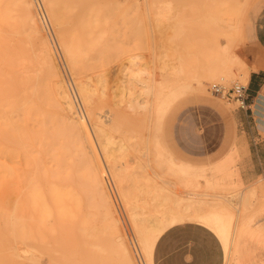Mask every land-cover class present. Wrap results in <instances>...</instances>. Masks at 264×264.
Instances as JSON below:
<instances>
[{"label": "bare ground", "instance_id": "1", "mask_svg": "<svg viewBox=\"0 0 264 264\" xmlns=\"http://www.w3.org/2000/svg\"><path fill=\"white\" fill-rule=\"evenodd\" d=\"M44 1L47 9L43 10L48 17L51 15L59 28L61 43L63 42L69 63L73 68H77L76 64L82 57L81 54L89 48H86L89 35L93 32L96 35L95 31L102 32L103 27L105 28L104 19L116 14V0ZM235 9L237 10V7ZM239 10L238 7L237 12ZM73 15L77 18L76 27L70 25L72 22L70 17ZM235 25H232L234 26L232 31L235 32L237 29L240 32L241 27L238 28L240 25L237 28ZM44 27L36 0H0V158L5 155L11 158L22 157L18 188L9 181L3 186L5 193H16L18 190L19 195L14 202H10L8 197L0 201V205H4V209L0 208V220L4 219L12 229L5 239L10 241L18 233L23 238H34L42 245L50 235L55 243L52 248L55 252L52 256L55 264H154L155 237L163 230L166 222L174 225L182 223L188 217L216 219L227 214L233 220L225 222L222 226L215 223L219 234L224 233L230 239L225 252V264H264V259L236 261L233 255L235 245L241 238L255 239L258 243L264 241V197L258 194L260 184H250L243 189L242 183L234 182L209 186L208 191H203L207 189L200 183L196 185L194 183L192 189L195 190H190L187 196H185L187 192L184 191L183 197L182 188L180 190L182 194L176 193L177 189L173 191L171 188L174 186L171 184L173 181L170 180L171 183L168 181L167 178L170 176H166V173L170 171L174 175L181 173L179 177L175 176L183 182L181 177L184 167L189 166L188 163L173 155L164 142L157 139L154 146L152 145L156 150L154 160L163 164L166 158L165 168H169L167 172L155 170L149 164L152 160L147 157L151 148L148 135V141L143 140L145 144L147 143L144 145L146 150L144 152L141 150L142 154H138L139 158L141 155L146 156L147 162L143 158L138 160L139 158L135 156V160L138 158V161L129 162V158L126 161L124 151L128 148L131 138H128L127 145L125 139V142L119 139V142L115 141V137L112 138L113 133L110 136L104 128L108 125L103 124L104 119L101 120L105 117L103 112H100L103 117L100 115L99 120L91 121L88 118L90 107L93 106L91 103L103 93L102 86L107 84V76L111 74L107 76L105 74L104 78L102 76L104 73L101 76H99L101 73L97 74L95 79L97 77L98 79L94 82L91 81L93 78L89 79L88 85L89 81L82 78L78 72L74 74L69 69L73 88L84 109V114L81 113L75 92L73 93L70 83L65 79L66 75L64 76L67 70L63 69L66 70L64 74L61 72L60 66L63 65L59 66L57 53L54 52L55 45L52 47L53 41L50 42ZM237 31L234 36L232 35V39L238 38L237 36L241 34ZM236 40L238 39H235V42ZM102 43L99 42L100 45ZM94 44L97 45V42ZM230 54L232 53L223 52L217 56L213 61L215 65H209L207 72H204L207 77L204 79L223 80L238 75L240 79L248 80L250 68L247 63L238 54L233 53V56ZM130 65L129 62L121 65L120 71H117L118 68L113 71L120 73H117L119 76L116 75L117 78H114L117 82L114 81L112 85L117 84L120 79L118 91L121 89L120 94L129 100L127 108V102L121 104L126 99L117 98L123 101L119 104L122 107L116 109L124 107L135 112L143 109L149 116L152 95L155 93L151 73L147 71L144 74L141 67L132 71ZM234 66L239 67L238 74L237 70L236 73L233 70ZM121 74H125V82L130 80L132 85L136 84L139 87L137 94L135 90L131 91L124 87L125 82L123 83L124 79L121 81ZM199 78L197 77V80ZM202 81L199 80L197 83L203 85ZM91 82L93 86H90ZM99 87L100 95L96 98ZM185 87L188 89L189 85L186 84ZM105 91L107 99L105 95L104 98L101 95L94 104L97 101L101 102V99L106 101L108 97L116 99L110 90L114 99L107 96V90ZM116 91L113 93L116 94ZM173 94H176V89L170 91L169 97ZM167 98L159 104L160 109H168L171 106V100ZM110 100L106 102L113 104ZM94 106L96 108V105ZM93 112L96 113L95 110ZM93 112L91 114L95 115ZM157 112L159 113V110ZM110 118L109 116V120ZM148 120L150 121V116ZM148 128L150 130V127ZM133 151L135 149L131 150ZM130 154L132 153L129 152L128 155ZM155 164L161 169L162 164ZM177 182L175 181V184ZM174 187L177 188L176 185ZM239 188L243 190L238 192ZM211 189L214 192H209ZM19 205L22 212L18 216L15 212ZM255 205L257 210L252 212L251 207ZM250 208L252 213L244 214L249 212ZM121 212L125 213L129 221L131 228L129 225L127 227L133 230L134 239L131 237L128 239L123 226L124 213L121 216ZM49 222H52L50 227ZM27 252L29 255L32 253L29 249ZM139 253L143 257L142 261L138 259L139 255L137 257ZM19 257L20 255L10 248L9 260L13 261V264L34 262L33 257L25 255L28 262L20 260ZM4 261V257L0 255V263Z\"/></svg>", "mask_w": 264, "mask_h": 264}, {"label": "rangeland", "instance_id": "2", "mask_svg": "<svg viewBox=\"0 0 264 264\" xmlns=\"http://www.w3.org/2000/svg\"><path fill=\"white\" fill-rule=\"evenodd\" d=\"M39 1L42 5V8L46 10L47 6L45 5L47 4H45V1ZM116 3V14L107 16V18L104 17L106 19H104L105 28L103 27V31L99 33L95 31L96 35H94V32L89 35V41L86 46V48H89L85 49L83 51L85 53L81 54L83 58L80 57V60H78L79 63L77 62L76 64V67L78 69L73 68L69 63L68 56L64 51V47L62 44L63 42L61 43L62 38H60L61 33L59 31V28L54 23L51 15L49 14L48 17V14L45 12L47 14V17L50 18L49 21L52 26L54 40L58 45L60 54L62 53L61 57L63 64L65 65L63 67L60 66L62 64H60L61 62L56 54V49L54 51L56 54V58L59 61V66L62 69L61 72L64 74L65 70L63 69H66L69 76H71L69 69H71V72H73L74 74L78 72V74L82 78H85L87 82L89 81L88 85L90 84L89 79L93 78L91 79L92 82L98 79V77L97 79H95L97 74L101 73L99 75L101 76L104 73V75H102L103 78L105 77V74L106 76L111 74L107 76V84L104 85V87L102 86V89H104V91L102 92L105 93H102L101 95L104 98L106 89L107 96H111L109 92L110 90L112 95L114 94V98L123 100L126 99V101L122 103L121 101L123 100L117 99L119 101L117 102L116 99L112 100L110 97H108V100L106 101H109L111 99L110 101H113V105L111 104V102L105 101V99H107L105 95V99H101V102L97 101V103L94 104L96 102L95 100H99V98H101V95L99 94V91H101V87H99L100 90L97 91L96 98L99 97V95L100 97L94 99V102L91 103V105L93 104V106L96 105V108L95 106H92L90 107V109L86 105V107L90 109V114L87 112L88 118L91 119V121L93 119V121H95V119L99 120L101 117H103L101 114L103 112L104 116L108 118L105 119V117H103L101 118V120H105L103 121V124L108 125L106 127L111 130V132L105 126L104 128L108 131L107 133L110 136L113 133L112 138L114 136L115 139H113L115 141L119 142V140L124 141L125 139L127 145V140L131 138L127 147L130 148L135 146L134 148H131V150L135 149L137 153L135 151L131 152V150L128 148L126 149L128 152L126 150L124 151V157L126 156L124 159H126L127 161V159L129 158V162L142 160L141 158H143V160L147 162L146 156L141 155V157L139 158V155L140 153L142 154L141 150L143 152L146 150L145 146L147 143L145 144L144 142H147L148 136H150L151 148L147 157L150 158V161L152 160L151 162H149V164H151L155 170L157 169L160 172H167V169L169 167L166 166L168 168H165V165H167L166 158H164L165 161H163L165 163L163 162V164L162 162H155L156 159L154 160V152L156 150H154L153 146L154 143L158 140H160L161 142L163 141L172 154L188 159L189 161H196L195 159H191L185 154L183 155V139L181 137L183 134L180 131L181 124H183L181 115L183 111L188 108L198 107V110H201L203 112V115L201 116V122L203 124V132L205 135L214 137L223 134L226 137V141L230 142L234 134V126L231 121L230 111L236 108L237 104L214 94L211 90V86L213 83H225L228 86H231L234 83H242L247 85V80H244L243 78H241V80L238 75L229 76L226 77L227 79L224 78L223 80H208L204 79L207 78L205 73L207 72L208 67H210L209 65H215L213 64V61L216 60L217 56L222 55L223 52L232 54L235 53L234 55L238 54L239 57H241L247 63L250 70L253 69L248 61L249 50L246 47L244 33L246 27H250L251 21L256 17H259L260 13L264 11V0H116ZM112 4H114V2H112ZM235 7H237V10L235 9ZM238 7L240 9L239 12H237ZM233 8L235 9V11ZM73 16L70 17L72 21L70 25L71 27H76L77 18ZM235 23L237 24L235 25ZM114 25L117 27H115ZM232 25H235V28H237L239 25L240 26L238 28L241 27L240 32L236 29L237 33H241L237 36L238 38L234 37V39H232V37L234 36L233 34L236 32L235 30V32L232 31L234 29V26L232 27ZM113 27H115L114 30ZM110 28H112L113 31ZM44 32L45 34L47 33V37L49 38L50 42H52L53 39L50 37L45 27ZM100 33H103L104 35ZM97 39H99V41H96ZM235 39H238L236 40L237 42H235ZM94 42H97V45L99 46L94 44ZM99 42H103L104 44L102 43V45H100ZM51 44H53L52 47H54V43ZM93 45H95L94 48ZM105 48L107 50H105ZM92 49H96V51ZM101 49L104 50L102 51ZM86 50L88 51L86 52ZM97 50H99V52H97ZM129 62L131 63L130 70H137L139 67H141L144 74H146L147 71H150L151 73V82L153 83V86L155 88V93L152 95V105L149 110L150 121L148 120V113H146L143 109H139V111H137V109V112L131 109H124V107L120 110L119 108L116 109L119 106L122 107V105H119L120 102L121 104L127 102V108H129V100H127L128 98L125 95L120 94L121 89L120 91H118L120 88L118 84L120 82V77H118V85L114 84L116 85V87L112 85V83L117 82L114 78L120 73L117 71H120L121 65L124 66ZM215 62L217 63V61ZM238 68L239 67L236 66L233 67L235 73ZM114 70H117L115 72H117L118 74L114 73ZM112 73L115 75L112 76ZM236 74H238V70ZM65 75L66 74H64V76ZM197 77L203 78H199V80H203L202 83L204 82L206 86L204 84L201 85V83L198 84L197 81L199 80H197ZM65 79H67V76L65 77ZM122 80L124 83L125 74H121V81ZM127 81L124 83V87L129 88L131 91L135 90L134 92H136L137 94L139 92V87L136 84L132 85L130 80L128 82ZM92 82L90 86L94 85ZM186 84L189 85L188 89L185 87ZM129 85H132L131 87H133L134 89H131ZM105 86L107 88H105ZM175 89L176 94H173L169 97L170 91ZM113 91H116V94L118 93L117 95L120 94L119 97L115 93H113ZM95 95L93 96L94 98ZM166 97H168V100H171V106H169L168 109L162 107V109H160L159 104L163 100H165ZM109 103L114 107V109H111L112 106L109 105ZM123 106L126 107V105ZM204 107H210L213 109L220 108L222 109V113L217 114L216 117L213 113H211L210 108ZM110 109L111 111L107 113ZM94 110L96 111V113L93 112ZM158 110L159 113L157 112ZM132 111H134L137 115H135ZM92 112L95 113V115H92ZM114 114L117 115V119L114 118ZM142 115L144 116L142 117ZM109 116L111 117L110 120ZM111 120H113V122H111ZM217 121H220V123L218 126H216V129L215 126L213 129L212 126ZM148 123H150V125ZM146 126L150 127V130ZM122 135L123 137L121 138ZM117 136H120V138H118ZM145 137L147 138V140ZM132 142L135 145L131 144ZM138 144L139 147H137L138 150H136V145L138 146ZM141 144L143 147L141 146ZM129 152L132 153L130 154L131 156L128 155ZM135 153L137 154V156L135 155ZM134 156L138 157L139 159L137 158L138 160H135ZM215 158L217 157H215L213 154L207 155V157H205L203 160H201V162L198 163L209 162L210 160H214ZM21 159V156L11 158L6 155L0 158V201L5 197H8L10 202H12L14 199L16 201L19 197L18 190L16 191V193L7 194L4 192L3 186L6 181H9V183H12V185L18 188V173L22 168ZM155 163L162 164L161 169H163V171L159 169V165L155 166ZM188 165V167L183 165L185 166V169L183 170V176L181 177L183 179V182L175 176L178 175L179 177L181 173H176V171H174L176 173L174 175L170 171L172 169L169 170L170 172H165L166 176H170L167 178L168 181H173L172 183H170L174 184V186H177L176 188L172 185L171 188L174 189V192L175 189H177L176 193L182 194V192L180 191L182 188L184 197L185 192H187L185 195L187 196L190 190H195L192 189L194 188V183L195 185L200 183L203 187H205V189H207L203 191H208L209 186H219L218 182L214 183L210 180L214 178L212 176V166L204 168L195 167L190 164ZM149 171H151V169H149ZM205 171L208 175L205 173ZM258 179L260 181H264V177H260ZM175 181L178 182L175 184ZM247 185L250 184L242 185L243 189L246 188ZM169 186L171 185L169 184ZM243 189L239 188L238 192H241ZM199 190L202 191L201 189ZM209 192H214V190L211 189L209 190ZM0 208L4 209V205H0ZM251 208H253V211L251 210ZM251 208L249 212L247 211L248 213L246 212L244 214L250 215L252 212H255L257 210L256 205L252 206ZM21 212L22 208L19 205L15 214L19 216ZM123 213L121 212V216L123 215ZM124 215L122 216L123 226L127 233L128 239L130 240V237L134 239V234H132L133 230L128 229V227L131 228V226L128 219H126V215ZM228 216L229 215L225 214L219 218L217 217L216 219H195L188 217L182 223H177L174 225H170L168 222H166L165 226H163V230L155 237L156 243L153 250L154 264L220 263L222 260V253L227 250V244L225 245V242H227L229 238L224 233L219 234L215 223H217L218 226H222L225 222H230L231 220H233L232 217ZM197 222L207 226L217 235L212 237L197 235L196 233H194V228L198 225ZM48 225L50 227L52 225V222H49ZM11 230V227H9L6 222H4V219H1L0 255L4 257L5 261L0 264H13V261L9 260L10 248L20 255V260H25V255H27L34 258V262L32 261V264H55V259L54 257H52L55 254L52 249L55 246V243H53V238L50 235L47 236L48 240L46 241V243L42 245L40 242L36 241V239L23 238L18 233L16 237H13V239L11 238L10 241H8L5 238L8 236ZM129 233L131 234L129 235ZM27 249L32 251L31 255H29L30 253L27 252ZM137 252H139L138 249ZM214 256H216L217 261H214ZM137 257L142 261L143 257L140 256V253L137 254ZM25 261L28 262V260Z\"/></svg>", "mask_w": 264, "mask_h": 264}, {"label": "crops", "instance_id": "3", "mask_svg": "<svg viewBox=\"0 0 264 264\" xmlns=\"http://www.w3.org/2000/svg\"><path fill=\"white\" fill-rule=\"evenodd\" d=\"M244 35L246 47L249 50L248 61L256 68L253 66L255 70H250L247 80L248 108L236 107L230 111L234 126L231 141H226L223 134L214 137L205 135L201 122L203 112L198 110V107H191L183 111L181 115L183 124H181L180 131L183 134L181 136L183 155L196 161L175 156L195 167L212 166L214 178L210 180L214 183L218 182L219 185L234 182H240L243 185L260 184L259 195L264 197V181L258 179L264 177V11L251 21ZM210 111L216 117L217 114L222 113L220 108H210ZM219 123L220 121L214 123L212 128L214 129L215 126L216 129ZM211 154L217 158L209 162L198 163ZM194 233L210 237L217 235L201 223L194 228ZM229 242L230 239L225 242L227 247ZM225 252L222 253V260L218 264H225ZM233 255L236 261L245 259L260 261L264 259V241L258 243L255 239L241 238L235 245ZM214 261H217L216 256H214Z\"/></svg>", "mask_w": 264, "mask_h": 264}, {"label": "built area", "instance_id": "4", "mask_svg": "<svg viewBox=\"0 0 264 264\" xmlns=\"http://www.w3.org/2000/svg\"><path fill=\"white\" fill-rule=\"evenodd\" d=\"M36 1L39 5V11L41 12V15H42L43 20H44L45 29L47 30V32L49 33V35L53 39V43L55 45L57 56L59 57L61 64L64 66L58 45L56 44V42L54 40L53 30H52V26L50 24V21L46 15L45 11L42 8L40 1L39 0H36ZM65 72H66V70H65ZM66 76H67V81L70 83V85L73 89V93H74L75 90L73 88L72 77L69 76V74H67V72H66ZM211 90L214 94L220 96L221 98L237 104L238 108L246 109L249 106V103H248L249 93H248V88H247L246 84L234 83L231 86H228L225 83H213L211 86ZM74 94H75V98H76V101L78 103V106L80 107L79 110L81 113L84 114L83 106L81 105V103H80V101L76 95V92Z\"/></svg>", "mask_w": 264, "mask_h": 264}]
</instances>
